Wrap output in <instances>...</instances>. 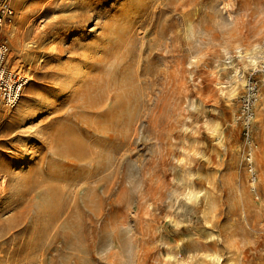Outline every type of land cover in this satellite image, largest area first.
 <instances>
[{
  "label": "rangeland",
  "instance_id": "1",
  "mask_svg": "<svg viewBox=\"0 0 264 264\" xmlns=\"http://www.w3.org/2000/svg\"><path fill=\"white\" fill-rule=\"evenodd\" d=\"M14 9L0 264H264V0Z\"/></svg>",
  "mask_w": 264,
  "mask_h": 264
},
{
  "label": "built area",
  "instance_id": "2",
  "mask_svg": "<svg viewBox=\"0 0 264 264\" xmlns=\"http://www.w3.org/2000/svg\"><path fill=\"white\" fill-rule=\"evenodd\" d=\"M15 16L14 0H0V104L7 107H13L19 102L25 85L29 83V79L20 71L15 70L8 61L10 42L3 31L4 28L14 22ZM257 94L258 85L250 80L247 93L242 98L238 115V120L244 127V135L248 139L250 138V127L254 118L253 112ZM249 172L251 177L255 179L256 172L253 166L249 167Z\"/></svg>",
  "mask_w": 264,
  "mask_h": 264
},
{
  "label": "bare ground",
  "instance_id": "3",
  "mask_svg": "<svg viewBox=\"0 0 264 264\" xmlns=\"http://www.w3.org/2000/svg\"><path fill=\"white\" fill-rule=\"evenodd\" d=\"M8 27H12V24H11L10 26H8ZM8 27H7V28H8ZM15 35H16V34H13V36H15ZM256 47H257V46H256ZM260 52H261V51H260ZM260 52H258V53H260ZM247 53H248V52H247ZM253 53H254V51H253ZM253 53H252L251 56L248 57V59H249L248 62H250V63H252V64L254 65L255 63H257V62H256L257 60H256L255 55H253ZM256 53H257V52H256ZM250 54H251V52H250ZM261 54H262V53H261ZM257 55H258V54H257ZM261 59H262V58H261ZM258 61H259V60H258ZM248 64H249V63H248ZM260 64H264V62H262V63L260 62ZM246 65H247V64H246ZM255 66H257V65H255ZM263 66H264V65H263ZM253 67H254V66H253ZM234 71H236V72L238 71V72H239V67H236V66H235V67H234ZM238 74H239V73H238ZM240 74H241V73H240ZM230 75H231V74H230ZM26 77H27V76H26ZM235 90H236V89L234 88V89H233V93L236 92ZM20 100H21V99H20ZM1 179H2V182L5 181V179H3V177H2Z\"/></svg>",
  "mask_w": 264,
  "mask_h": 264
}]
</instances>
